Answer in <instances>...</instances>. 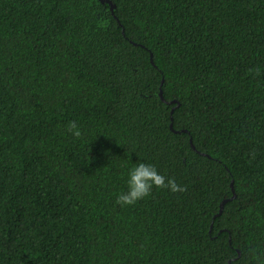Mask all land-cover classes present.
<instances>
[{
  "label": "trees",
  "instance_id": "obj_1",
  "mask_svg": "<svg viewBox=\"0 0 264 264\" xmlns=\"http://www.w3.org/2000/svg\"><path fill=\"white\" fill-rule=\"evenodd\" d=\"M111 1L0 0V264H264V0Z\"/></svg>",
  "mask_w": 264,
  "mask_h": 264
},
{
  "label": "clouds",
  "instance_id": "obj_2",
  "mask_svg": "<svg viewBox=\"0 0 264 264\" xmlns=\"http://www.w3.org/2000/svg\"><path fill=\"white\" fill-rule=\"evenodd\" d=\"M67 131L75 138L82 135L78 123L73 120L67 125ZM127 190L119 193L116 197V204L120 207L133 205L137 201L149 196L153 188H167L171 192L183 191V186L177 184L175 179L166 178L152 163L143 160L133 164L127 172Z\"/></svg>",
  "mask_w": 264,
  "mask_h": 264
},
{
  "label": "water",
  "instance_id": "obj_3",
  "mask_svg": "<svg viewBox=\"0 0 264 264\" xmlns=\"http://www.w3.org/2000/svg\"><path fill=\"white\" fill-rule=\"evenodd\" d=\"M103 1L108 2V3L111 5V9H112V11L114 10L115 5L112 3L111 0H103ZM160 96H161V98H162L163 100H165V99H164V96H163V90H162V89L160 90ZM173 111H174V109H172V113H173ZM172 120H173V118H172ZM171 127H172L173 130H175L174 127H173V123L171 124ZM192 145H193V143H192ZM193 147H194V145H193ZM194 148H195V147H194ZM232 189H233L234 194H233V196H232L230 199H233V198H236V197H237V193H236V191H235V188H234V184H233V183H232ZM227 200H228V199H225V200L222 201L220 211H219V213H218L215 217L219 216V215L223 212L224 205H225V203L227 202Z\"/></svg>",
  "mask_w": 264,
  "mask_h": 264
}]
</instances>
